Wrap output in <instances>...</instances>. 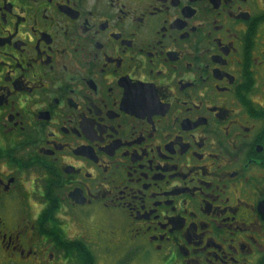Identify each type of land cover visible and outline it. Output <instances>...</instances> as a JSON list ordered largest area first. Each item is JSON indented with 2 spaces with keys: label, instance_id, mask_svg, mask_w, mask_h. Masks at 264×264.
<instances>
[{
  "label": "flooded vegetation",
  "instance_id": "obj_1",
  "mask_svg": "<svg viewBox=\"0 0 264 264\" xmlns=\"http://www.w3.org/2000/svg\"><path fill=\"white\" fill-rule=\"evenodd\" d=\"M264 264V0H0V264Z\"/></svg>",
  "mask_w": 264,
  "mask_h": 264
},
{
  "label": "rangeland",
  "instance_id": "obj_2",
  "mask_svg": "<svg viewBox=\"0 0 264 264\" xmlns=\"http://www.w3.org/2000/svg\"><path fill=\"white\" fill-rule=\"evenodd\" d=\"M123 263H121V264H133V262H131V261H129L128 259H124L123 261H122ZM99 264H101V263H99ZM120 264V263H119Z\"/></svg>",
  "mask_w": 264,
  "mask_h": 264
}]
</instances>
